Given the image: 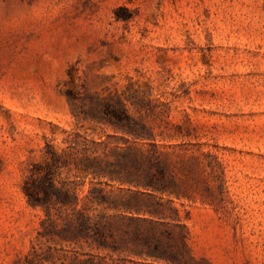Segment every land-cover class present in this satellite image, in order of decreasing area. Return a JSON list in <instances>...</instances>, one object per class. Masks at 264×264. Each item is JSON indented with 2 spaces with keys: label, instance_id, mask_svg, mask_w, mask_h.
Instances as JSON below:
<instances>
[{
  "label": "rangeland",
  "instance_id": "1",
  "mask_svg": "<svg viewBox=\"0 0 264 264\" xmlns=\"http://www.w3.org/2000/svg\"><path fill=\"white\" fill-rule=\"evenodd\" d=\"M118 102L174 177L177 195L162 201L188 228L186 264H264V0H0V264L127 255L62 241L52 232L63 222L52 216L53 229L22 191L47 146L60 157L54 185L79 199L89 185L73 140L91 156L139 158L148 141L133 142L104 111ZM118 188L129 185L107 190ZM151 228L181 233L140 230Z\"/></svg>",
  "mask_w": 264,
  "mask_h": 264
},
{
  "label": "trees",
  "instance_id": "2",
  "mask_svg": "<svg viewBox=\"0 0 264 264\" xmlns=\"http://www.w3.org/2000/svg\"><path fill=\"white\" fill-rule=\"evenodd\" d=\"M104 111L112 117L109 122L114 128L122 130L133 142L147 140L149 148L139 151V158L127 151L119 154L120 158L116 156L109 160L108 156L88 155L85 139L73 140L71 143L81 146V155L73 160L74 169L82 180L80 185L84 186L86 181L89 185L79 199L74 188L65 184L61 187L54 185L53 169L59 167L60 157L47 146L43 171L41 166L34 165L23 182L22 191L27 203L40 207L53 229L56 221L52 220V216L59 217L62 227L52 233L64 242H84L98 251H106L110 257L126 247L127 255L122 259L108 262L105 257L90 255L82 264H149L148 260L152 264H186L189 231L172 201H162L164 195H177V185L161 159L162 153L157 149L153 136L127 113L121 103L114 107L107 105ZM62 164L66 166L64 162ZM122 173L124 178L121 180ZM115 181L120 185H129L125 195L121 193V188H118V193L107 190ZM61 208L64 215L60 214ZM107 210L114 213L107 214ZM113 218L125 220L126 226L132 227V230L126 228L116 233ZM157 224L178 228L181 233L176 237L172 231L166 230L165 238L161 239L152 228L145 233L140 230L143 225L153 227ZM132 255L139 261H134ZM191 258L188 256V260Z\"/></svg>",
  "mask_w": 264,
  "mask_h": 264
}]
</instances>
